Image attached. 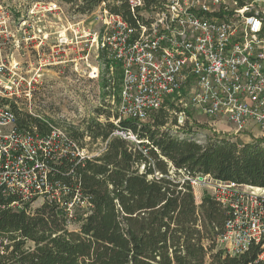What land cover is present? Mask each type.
<instances>
[{"label": "built area", "instance_id": "obj_1", "mask_svg": "<svg viewBox=\"0 0 264 264\" xmlns=\"http://www.w3.org/2000/svg\"><path fill=\"white\" fill-rule=\"evenodd\" d=\"M238 5V0H167L149 13L141 11L143 0H129L131 24L102 3L93 14L101 28L89 32L87 42L96 63L91 77L107 72L106 91L113 99L119 71L116 118L109 121L116 126L121 120L145 122L171 100L176 108L184 105L224 120L235 136L254 127V139L264 141V22L252 4ZM57 10L54 3L46 8ZM40 119L48 127L45 133L20 129L13 110L0 106V210L31 216L43 203H52L68 228L76 208L87 209L89 198L67 199L69 188L51 179L49 164L63 158L78 163L103 151L104 144L89 154L66 130ZM177 119L182 124L181 113ZM112 135L135 142L131 132L118 129ZM201 139L198 135L195 141ZM187 179L209 189L227 213L216 246L231 257L257 246L255 264H264V189L208 175ZM8 245L0 238V254Z\"/></svg>", "mask_w": 264, "mask_h": 264}, {"label": "trees", "instance_id": "obj_2", "mask_svg": "<svg viewBox=\"0 0 264 264\" xmlns=\"http://www.w3.org/2000/svg\"><path fill=\"white\" fill-rule=\"evenodd\" d=\"M55 1L75 15H88L103 3L109 13L134 24L129 0ZM166 1L143 0L141 11L152 13ZM0 106L13 110L20 129L48 130L41 119L19 113L9 99L0 97ZM174 111L165 105L145 123L121 120L117 126L108 115L104 122L91 120L82 133L69 131L79 149L85 148V136L91 145L104 144L103 151L78 163L63 158L49 164L51 179L69 188L67 199L89 198L87 209L76 208L78 230H68L52 203H43L31 216L0 210V238L9 243L0 264H255L257 246L234 257L216 246L227 213L209 194L196 204L187 178L208 175L264 189V141L239 145L214 133L197 143L198 134L178 124ZM118 129L131 132L135 142L112 135Z\"/></svg>", "mask_w": 264, "mask_h": 264}, {"label": "rangeland", "instance_id": "obj_3", "mask_svg": "<svg viewBox=\"0 0 264 264\" xmlns=\"http://www.w3.org/2000/svg\"><path fill=\"white\" fill-rule=\"evenodd\" d=\"M238 1L239 7L240 3L252 4L264 15V0ZM49 3L59 10L46 11ZM97 12L98 8L88 15H75L69 6L55 0H0V97L14 103L19 113L46 119L67 132L82 133L91 120L104 122L108 115H115L118 95L116 88L114 99L106 91L107 72L91 77L96 63L87 41L89 32L101 28L93 17ZM167 105L173 106V102L169 100ZM174 108L177 118L181 113L182 124L206 138L223 134L241 145L257 135L251 127L234 136L224 120L208 118L184 105ZM81 143L89 154L101 147L91 145L88 138ZM192 189L196 204L204 194H211L200 185H192ZM78 228L75 221L68 230Z\"/></svg>", "mask_w": 264, "mask_h": 264}, {"label": "crops", "instance_id": "obj_4", "mask_svg": "<svg viewBox=\"0 0 264 264\" xmlns=\"http://www.w3.org/2000/svg\"><path fill=\"white\" fill-rule=\"evenodd\" d=\"M223 122V121H222ZM214 123V125H216V123H218L217 121H215V122H213ZM225 123V122H224ZM227 125V124H226ZM228 127V126H227ZM228 128H230V127H228ZM229 131L231 130V128L230 129H228ZM235 136V135H234ZM237 136V135H236ZM250 140H244L243 141V143H247V142H249ZM200 201H201V198L199 199V202L198 203H200Z\"/></svg>", "mask_w": 264, "mask_h": 264}]
</instances>
